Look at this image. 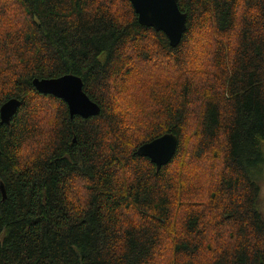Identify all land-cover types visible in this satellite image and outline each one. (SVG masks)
Wrapping results in <instances>:
<instances>
[{
    "label": "trees",
    "instance_id": "1",
    "mask_svg": "<svg viewBox=\"0 0 264 264\" xmlns=\"http://www.w3.org/2000/svg\"><path fill=\"white\" fill-rule=\"evenodd\" d=\"M179 6L173 47L130 0H0V264H264V0ZM65 74L98 115L33 85ZM165 133L158 170L136 151Z\"/></svg>",
    "mask_w": 264,
    "mask_h": 264
},
{
    "label": "water",
    "instance_id": "2",
    "mask_svg": "<svg viewBox=\"0 0 264 264\" xmlns=\"http://www.w3.org/2000/svg\"><path fill=\"white\" fill-rule=\"evenodd\" d=\"M133 4L141 25L152 27L157 31L166 33L170 45L175 47L183 39L188 28V13L183 12L179 0H130ZM36 89L43 94H52L64 99L69 107L71 117L80 115L84 118L98 115L101 107L94 102L84 89L82 77L66 74L58 78H35L33 81ZM21 106V100L12 98L1 108L3 123H10L11 118ZM179 145L178 136L166 133L138 148L139 155L150 157L158 168L173 160ZM4 197L7 194L2 186Z\"/></svg>",
    "mask_w": 264,
    "mask_h": 264
},
{
    "label": "rangeland",
    "instance_id": "3",
    "mask_svg": "<svg viewBox=\"0 0 264 264\" xmlns=\"http://www.w3.org/2000/svg\"><path fill=\"white\" fill-rule=\"evenodd\" d=\"M173 66H172V65ZM171 64H163L161 65L160 67L157 68V71H160L161 74L164 75V77H168L169 75H172V77H178V74L179 72L177 70L174 69V63L171 62ZM209 65V64H208ZM135 67V66H134ZM137 67H140L138 69L140 70H137V71H131V73L129 74V78L127 80V89L125 90L122 98L124 99L125 97V93H126V96L131 93L132 91H134V87H135V84H131L134 82L135 79V76L136 74H139L140 75V72H141V65L137 66ZM206 69H209V66H206ZM170 70V71H168ZM133 97H131L132 99ZM263 149H264V145H263ZM212 162H215V161H212ZM261 176H260V185L262 187V194H260L261 198H260V203H261V209H262V212L264 213V164L262 166V171H261ZM82 181V180H81ZM213 183H215V181H213ZM85 183L82 182L80 183L79 181H76V185L74 187L75 189V193L78 195L79 198H81L82 200V197H84V189L82 188V186H84ZM207 257H211L212 256V253L209 252L206 254ZM157 257H159V259L161 258V255H158L157 254ZM162 263H160L159 261L158 262H155V264H169L170 263V260H171V256L168 255L165 251L163 252L162 254Z\"/></svg>",
    "mask_w": 264,
    "mask_h": 264
},
{
    "label": "bare ground",
    "instance_id": "4",
    "mask_svg": "<svg viewBox=\"0 0 264 264\" xmlns=\"http://www.w3.org/2000/svg\"><path fill=\"white\" fill-rule=\"evenodd\" d=\"M65 75H66V74H65ZM60 77H62V76H60ZM38 78H39V77H38ZM52 78H58V77H52ZM33 81H34V80H33ZM33 85H34V84H33ZM35 88H36V87H35ZM37 91H38V90H37ZM40 93H41V92H40ZM49 95H52V94H49ZM54 96H55V95H54ZM8 101H9V100H8ZM6 102H7V101H6ZM6 102H5V103H6ZM3 105H4V104H3ZM165 134H166V133H165ZM163 135H164V134H163ZM146 143H147V142H146ZM142 145H143V144H142ZM142 145H141V146H142ZM137 151H138V149H137ZM137 151H136V153H137ZM137 154H138V153H137ZM138 155H139V154H138ZM148 158H150V157H148ZM150 160L152 161L151 158H150ZM171 161H172V159H171ZM171 161H170V162H171ZM170 162H168L167 164H169ZM152 163H154V164L156 165L157 169L159 170L158 165H157L154 161H152ZM167 164H165V165H167ZM165 165H164V166H165ZM161 168H162V167H161ZM161 168H160V169H161Z\"/></svg>",
    "mask_w": 264,
    "mask_h": 264
}]
</instances>
